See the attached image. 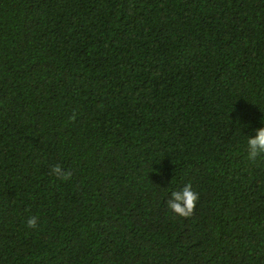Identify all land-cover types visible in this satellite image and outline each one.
<instances>
[{"label": "trees", "instance_id": "16d2710c", "mask_svg": "<svg viewBox=\"0 0 264 264\" xmlns=\"http://www.w3.org/2000/svg\"><path fill=\"white\" fill-rule=\"evenodd\" d=\"M261 127L264 0H0V264H264Z\"/></svg>", "mask_w": 264, "mask_h": 264}, {"label": "clouds", "instance_id": "9594fccd", "mask_svg": "<svg viewBox=\"0 0 264 264\" xmlns=\"http://www.w3.org/2000/svg\"><path fill=\"white\" fill-rule=\"evenodd\" d=\"M71 119L75 120L76 116L74 115ZM247 149L248 159L253 162L264 155V127L257 130L254 138L247 137ZM51 174L64 181L72 178V172L70 170L64 171L60 164H56L51 168ZM199 198V193L194 190L192 183L188 182L181 189L171 193V198L167 200V207L175 216L185 219L191 218L195 214ZM26 224L29 229H38L40 225L39 215H30Z\"/></svg>", "mask_w": 264, "mask_h": 264}]
</instances>
